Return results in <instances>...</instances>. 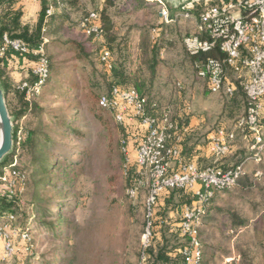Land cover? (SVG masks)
<instances>
[{
  "label": "rangeland",
  "instance_id": "1",
  "mask_svg": "<svg viewBox=\"0 0 264 264\" xmlns=\"http://www.w3.org/2000/svg\"><path fill=\"white\" fill-rule=\"evenodd\" d=\"M72 1L76 4L72 5ZM226 1L228 0H187L182 4L190 3L194 13L191 15L196 18L206 9ZM103 2L104 0H63L62 5L56 8V13L66 15L68 20L64 23V28L52 39H57L60 43H63L62 39L75 40L88 46V38L80 30L79 23L88 13L102 8ZM164 4L169 10L175 8L166 2ZM157 10L160 11V8ZM130 11L124 5L123 0H118L113 6L107 8V13L117 25L115 29L117 41L108 45L107 37H105L104 44L98 42L93 44V47L88 46L92 48L91 52L94 54L83 62L84 65L79 61H69L72 59V53L67 51L68 49L63 51L60 46L57 49L54 48L53 53L58 56L54 64L58 70H65L63 67H68L66 64L78 69L70 75V66L67 68L65 72L67 78L60 80L64 86L61 97L54 96L51 98L54 100L47 102H43L41 98L39 104L48 114L47 121L52 115L57 117L59 112L66 115V112L70 110L67 117L73 120L76 116L74 120L77 119V121L73 126L76 132L62 136V133L55 131L49 136L47 143H41L45 151L43 150V155L37 151L36 157L40 158L41 162L47 158V165L54 164L55 171L49 176L34 174L33 165L28 166L32 157L24 150L18 151L14 156L12 153L9 154L0 164V175L7 176L15 172L13 177L20 181L19 184L14 182L15 187L20 191L23 189L22 200L26 205L35 202L34 207L38 205L44 209L37 215L26 210L28 216L25 218L22 216L21 225L24 226L30 217L33 220L28 223L32 221L35 225L30 235L28 234L27 241H21L18 236L13 239L15 254L13 253L10 259H2L3 249L0 242V264H138L142 252V236L146 226L145 203L148 188L145 184H141L135 198L127 196V181L123 176L124 169L121 165L122 156L119 147L121 135L116 129V124L109 122L108 127L111 130H106L93 118L85 106L89 101V94L100 95L109 89L111 79L107 77L103 67L98 64V54L105 47L111 52L113 60L118 58L120 50L117 45L123 44L124 36H129L127 34L128 23L137 15L131 14ZM180 20H182L181 23ZM191 21L193 20L179 19V23L167 25V27L159 24L161 28L159 34H162L159 39L163 38V45L159 46V56L165 60V65L159 70V100L163 103V108L167 107L171 101L183 102V105L188 107L189 117L193 116L195 126L198 127L192 134V142L189 145L198 143L201 148L206 149L210 141L206 138L208 133L216 132L221 128L227 132L231 131L236 120L244 115L245 104L240 89L233 98L211 95L204 81L197 77L193 64L186 57L183 45V38L195 33ZM49 25H52L51 21ZM112 34L115 33L112 32ZM46 37L50 40L47 33ZM123 55L128 56L126 49ZM227 77L231 82L237 79L236 74L230 71ZM72 81L76 82L79 90L68 93ZM177 83H180V89ZM58 84L59 82H53L50 85L57 88ZM234 99L237 100L239 107L235 109L231 118L224 116L222 108L231 107L230 103ZM168 107L170 112H174L170 105ZM201 121L203 123H200ZM55 129V124L48 125V131ZM78 133H83L84 141L76 137ZM18 136L20 137V134ZM236 136L237 144L245 142V147L251 145V141L243 139L242 133ZM244 151L247 150L244 149ZM130 153L132 163L134 158L132 148ZM248 153L250 154L251 151L249 150ZM261 157L264 159V150ZM206 162L207 159L201 157L196 164L201 168L214 165L206 164ZM256 165L258 164L254 162L247 163L249 170L247 175L256 171L260 172L259 177L261 176L262 172L260 169H255ZM14 166L25 169L26 184L24 177L16 171H11ZM61 170L63 172H60ZM137 175L140 178L144 176L143 173H137ZM66 177L67 179L64 180ZM44 179H48L47 185L41 184ZM55 183L58 186H54ZM36 184L38 185L35 186ZM136 185L139 186L138 183ZM178 194L180 192L172 193L167 206L162 207L158 204L155 208L156 217L159 218V215H162L160 217L164 218L168 224L164 223L160 226L157 223L153 231L150 242L153 248L151 255L153 264L159 250L175 254L174 249L183 243L177 232L171 230L170 224L176 221V214H180L182 208L187 205L186 201L191 198L187 195L186 201L180 203ZM238 195L237 193L231 198L233 200L231 206L236 209L239 216L248 218L247 227L241 232L237 230L229 234L228 231L233 228L228 220L216 216V222L213 225L223 226V234L217 232L208 239V234L201 235L203 252L206 253L205 259L208 261L205 262L206 264H225L226 259H230L226 264H245L249 260L252 264H264V219L258 223L254 222V213L259 210L258 205L264 201V179L260 188L248 192L247 195ZM249 195L254 197L249 199ZM223 196L226 197L227 194ZM235 196L240 197L238 201L234 200ZM246 199L252 200L249 205H245ZM44 213H47V216H44ZM16 224L22 230V226L18 222ZM51 224L58 227L56 235L54 230L47 228ZM241 251L246 253L247 259L243 257L244 261L240 256ZM213 253L214 257L211 259L209 255ZM157 261V264H164Z\"/></svg>",
  "mask_w": 264,
  "mask_h": 264
},
{
  "label": "built area",
  "instance_id": "2",
  "mask_svg": "<svg viewBox=\"0 0 264 264\" xmlns=\"http://www.w3.org/2000/svg\"><path fill=\"white\" fill-rule=\"evenodd\" d=\"M47 4L45 20L42 29V42L33 51L38 60L33 67L35 76L33 83L24 82L21 89H25L28 102L37 95L45 85L49 70L46 54L48 39L46 25L49 18L55 14V5L61 0H37ZM158 3L161 24L171 23L173 20H193L195 33L183 38L186 52L192 56H199L218 49V58L206 57L196 62L197 77L204 81L211 95L232 97L240 89L249 102L246 114L238 119L237 130H241L244 139L251 140V153L243 161L224 169L218 165L199 167L195 162H185L179 143L166 146L170 138L169 131L176 130L167 112L159 118L147 115L145 97L140 96L134 89L112 86L101 95L98 101L100 108L108 110L115 123L123 126L129 136L122 142V152L126 158L125 170L135 166L138 173H143L148 195L145 203L146 226L142 236V252L138 264H145L147 250L151 248V237L157 223L168 224L159 216L155 208L162 195L173 190H183L190 193L194 202L182 208L179 218L170 224L171 230L177 232L183 243L174 249L180 257V264H205L200 242V229L205 216V205L216 194L230 191L237 181L246 175L247 163H259L264 150V125L259 118L263 112L264 98V0H228L220 5L206 9L194 18L188 11L171 15L163 0H151ZM85 35L94 36L101 40V30L98 15L89 13L80 23ZM10 49L24 55L29 52L28 45L20 39H12L3 34L0 44V56ZM101 62L109 64V53L101 50ZM229 71L236 74L237 79L231 82L227 75ZM248 133L244 132V128ZM185 131V129H184ZM183 131V132H184ZM235 132H217L207 144L209 153L216 159H224L231 153L235 141ZM180 137H177L179 142ZM131 147L134 158L130 161ZM15 172L10 175L14 176ZM9 175V174H8ZM2 182L7 183L10 194L16 192L15 183L2 176ZM130 198L137 196V185L127 190ZM155 235V234H154ZM18 236L23 242L29 239L17 225L16 219L9 216L0 220V242L2 243V259H10L14 253L13 239ZM173 256H176L177 254ZM15 254V253H14Z\"/></svg>",
  "mask_w": 264,
  "mask_h": 264
},
{
  "label": "trees",
  "instance_id": "3",
  "mask_svg": "<svg viewBox=\"0 0 264 264\" xmlns=\"http://www.w3.org/2000/svg\"><path fill=\"white\" fill-rule=\"evenodd\" d=\"M118 0H104L103 7L99 8L98 11H94L99 18V24H100V30H101V40L95 38L94 36H86L88 41V46H92L95 43L103 42L104 39L107 37L108 45L114 44L117 41L116 37V24L114 21H112L110 14L107 13V8L110 6H113L115 2ZM20 0H0V44H1V37L3 34L9 35L12 39H20L23 42H25L29 47V52L21 55L19 53H16L10 49L6 51V53L3 56H0V81L1 84L5 90V96H6V102H7V108L10 113V116L13 118L14 122V148L12 151L13 156L16 155L18 151H26L28 152L32 160L29 163V167L33 165L34 171L36 175H43L46 177V175L53 174L55 171L54 164L47 165V158H45L42 162L40 158L36 157V152L39 151L43 155L44 149H42V144L48 142L49 136L55 133H62V136H65L68 134H74L76 130L73 128L75 122L74 120L76 116H74L73 120L68 119V113H62L59 112L57 117L51 116V119L47 121L48 114L44 112L43 107L39 104V99L43 98V102H47L48 100H54L51 99L52 97L60 96L61 92H63V83L60 81L61 79H66V70L69 68L70 75L72 73H75L77 71V67L75 68L73 65H68V67H63L65 70H58L55 66V59L58 58L56 53H53L55 49H57L58 46L61 47V50L63 51H70L72 53V59L69 61H79L83 65L85 60L89 59L94 53L91 52L92 48L85 46V43H81L75 40H64L63 43H60L57 39H52L57 32L61 31L64 27V23L68 20V17L66 15H57L55 12L54 15H52L49 18V22L51 21L52 25L48 24L46 25V33L50 37V40L48 39V42L46 45V54L48 58V70L49 75L48 79L43 86L42 90L39 94L34 95L31 98V101L28 102L26 100L25 96V89H21V85L24 82L33 83L35 81V76L32 74L33 67L36 64L38 60V56L33 53L34 50L38 48L40 43L42 42V29L44 25L45 20V9L47 7L46 2L40 1L41 4V10L38 14L37 20L32 23H26L23 21L24 12L22 9V6L19 4ZM63 0L60 1V4L55 5V11L56 8L60 5H62ZM124 5L126 8H128L131 14H137L135 15V18L128 23V31L127 34L129 36H124L125 39L123 44L117 45L119 47V56L116 60H113L112 54L110 51L109 53V64L106 66L101 62V51L99 52L98 56V64L101 65L104 69V71L107 74V77L111 79L109 89L105 92L107 93L112 86H119L122 88H131L134 89L140 96L145 97L146 104L145 109L148 116L152 118H159L163 112H167L170 120L173 123L177 124V129H171L169 131L170 138L166 142V146L175 145V143H179L181 146V152L182 157L184 158V161L186 162H194V158L198 151L196 150V147L198 146V143H193V145H189L190 142H192V134L193 131L190 130L189 127V117L190 113L188 114V107L183 106L179 107L176 105L175 102L171 101L167 104V107L163 108V103L161 100H159V70L161 67L165 65V60L162 59L159 56V46L163 45L162 39H159L162 34H159L157 29H161L159 26V12L157 10V4H152L151 2L147 0H123ZM72 5H75V2H71ZM91 13V12H90ZM171 15H173V10H171ZM89 13L81 20L83 21L85 18H87ZM55 21H60L59 23H54ZM80 21V23H81ZM179 20H173L171 23L168 24H162V25H173L175 23H179ZM79 23L80 30L84 33L83 29L81 28ZM115 33V34H112ZM46 33L44 36H46ZM85 34V33H84ZM131 35V36H130ZM118 36V35H117ZM61 40V41H62ZM111 43V44H110ZM55 48V49H54ZM102 48V49H103ZM161 48V47H160ZM127 50V57H124L123 51ZM49 51V52H48ZM186 57L190 61V63L193 64L194 72L197 73V67L196 62L200 60H204L206 57H213L218 58L220 54L218 53V49L213 48L211 51L202 54L201 58L199 56H192L189 55L186 52ZM23 61H26L30 66L26 68L27 72V79L24 81H21L19 83H13L9 79L8 75L6 74V67L9 68V66H14L15 64H22ZM55 63V64H54ZM53 82H59L57 85V88H53L52 84ZM205 83V82H204ZM178 89L181 88L180 83H177ZM79 90L78 85L75 81H72L70 84V87L68 89L69 92ZM239 90V89H238ZM237 90V92H238ZM236 92V93H237ZM240 92L243 95L244 98V104H245V112L246 114L247 108L249 106V102L247 98L245 97L244 93L240 90ZM103 93V94H105ZM234 94V96L236 95ZM93 95L89 94L88 98L89 101L87 105L85 104L86 108L89 110V113L93 116V118L100 123L101 125L106 128V130L109 129L108 125L109 122L115 123L111 113L108 110L102 109L98 105L99 98L101 95ZM234 96L230 97L233 98ZM49 98V99H48ZM50 102V101H49ZM168 105H170V108L174 109V112H170L168 109ZM231 107H227L228 109L222 108V112L224 116L232 117V115L235 112V109L239 107V104L237 103V100H233L230 103ZM226 110V111H225ZM228 110V111H227ZM227 113V114H226ZM54 114V113H52ZM57 114V113H56ZM243 115V116H244ZM25 118L24 124L22 119ZM50 118V117H49ZM259 122L261 125H264V98H263V112L261 113V116L259 118ZM238 119L235 122V125L237 124ZM56 126L55 130L48 131V125H54ZM116 124V123H115ZM117 131L121 135V141H119L120 150H121V165L123 170V176L127 181V187L126 190L130 188L136 187V183H138L142 178H140L137 173V168L135 166H129L127 170H125L126 166V158L122 152V142L127 139L129 136V132L126 128L123 126H120L118 124L115 125ZM185 129V131H184ZM245 133H248V129L245 127L244 129ZM184 131V132H183ZM240 133L241 130H238ZM20 134V137L18 136ZM180 137L179 142H177V137ZM76 137H80L81 140H85V136L83 137V133H78ZM51 140V139H50ZM44 150V151H43ZM242 152V153H241ZM240 155L235 154L232 156V161L234 162L233 165L243 161L247 155L249 154L247 151H241ZM219 163V162H218ZM258 165L255 166V169L261 170V176H255V172L253 171L251 175H245L241 177L235 187H233L230 191H226L223 193L216 194L213 199L209 201L205 205V216L203 218V225L200 229V242L202 246L203 251V244L201 241V235L203 233L208 234V237H211L216 234L217 232L220 234H223V226L220 224L213 223L216 222V216L223 217L228 220L230 223V226L234 229L248 224V218L241 217L237 214L236 209H234L233 206H231V198L235 194L247 195L248 192H251L252 190H256L260 188L261 182L264 179V159L261 158L260 162L257 163ZM220 166L219 164H214L213 166ZM212 166V165H211ZM222 167V166H220ZM11 171H16L18 174L21 175V177H24V182L26 184V173L25 169L23 167L17 166L13 167ZM60 172H63L62 170ZM66 172V171H65ZM64 172V173H65ZM139 174V173H138ZM2 175H0V178ZM7 178L11 181H14L15 183L19 184L20 181L18 179H15L13 176L7 175ZM67 177L64 179L66 180ZM22 182V181H21ZM48 179H44L42 185H47ZM23 183V182H22ZM36 184L35 186H37ZM54 186H58L56 183ZM141 187L140 185L137 186V194L138 190ZM16 188V187H15ZM233 190V191H232ZM174 192H180L178 194L180 198V203L185 202V197L190 195V193L185 192L183 190H173L165 193L162 195L159 199V206L165 207L168 204V199ZM231 192V193H230ZM227 194L225 198H222L219 195ZM230 195H229V194ZM127 194V191H126ZM185 194V195H184ZM229 195V196H228ZM238 195V196H239ZM23 196V189L16 188V192L14 194L9 193V189L7 188V183L2 182L0 179V220H4L5 218L9 216H13L16 219V223L18 222L21 225V218L22 216L25 218L28 216V212L26 210H30L33 212V214L37 215L38 213H41L42 209L41 207H34L36 204L31 203L29 205H26V203L22 200ZM129 197V195L127 194ZM235 196L234 200L238 201L240 197ZM254 196L249 195V199H252ZM130 198V197H129ZM189 200H187V205H190L192 202H194V198L190 195ZM38 200V199H37ZM252 200L246 199V204L249 205ZM258 209L254 213V222L258 223L262 219H264V201L263 203L258 205ZM254 207V206H253ZM256 207V206H255ZM160 214V213H159ZM34 215V216H35ZM176 220L179 218V213L176 214ZM44 216H47V213H44ZM162 216V215H159ZM31 218V217H30ZM28 218V221L24 226H22V231L26 232L30 235L31 229L34 228L35 223H28L30 219ZM28 224V225H27ZM41 224V223H40ZM17 225V224H16ZM43 225V224H42ZM258 225V224H257ZM52 226V227H51ZM47 228H51V230H54V233H57L56 225L53 226L51 224ZM55 233V235H56ZM160 240V239H159ZM153 252V248H149L146 252L147 258L145 264H153V261L151 260V255ZM177 254V253H176ZM174 254L164 252L163 250H159V254L157 255V259L155 260L154 264H157L156 261L158 260L159 263L162 262L164 264H180V257L177 254L176 256H173ZM211 259L214 257V253L209 255ZM240 256L242 257L243 261L244 258L247 259L246 253L241 251ZM206 253L203 252V260L204 263L207 261L205 259ZM244 257V258H243ZM139 260V259H138ZM157 261V262H158ZM208 262V261H207ZM244 264V263H242ZM245 264H252L251 261L246 262Z\"/></svg>",
  "mask_w": 264,
  "mask_h": 264
},
{
  "label": "crops",
  "instance_id": "4",
  "mask_svg": "<svg viewBox=\"0 0 264 264\" xmlns=\"http://www.w3.org/2000/svg\"><path fill=\"white\" fill-rule=\"evenodd\" d=\"M147 1H149L152 4H155V5L157 4V8H159L158 3L154 2V1H151V0H147ZM222 3H224V2H222ZM222 3H220V4H222ZM19 4L22 6V9H23V12H24L23 21L26 22V23H29V24L34 23L37 20L38 14H39V12L41 10L40 1H37V0H20ZM174 6H175V8L173 10V15L176 14V13H182V12H185V11H188L192 15L194 14L193 11H192V9H191L192 8V5L190 3H187V4H178V5H174ZM169 11L171 12V10H169ZM158 12H159V10H158ZM159 17H160V13H159ZM183 20H185V19H183ZM185 21H188V20H185ZM181 22H182V20H180V23ZM190 23L194 27V22L191 21ZM159 24L162 26V24H161V17L159 19ZM159 30H161V29L158 28L157 31H155V32L158 33ZM29 66H30V64H28L26 61H23L22 64H18L17 63L14 66H11L10 65L9 68L6 67V69H5L6 70V74L8 75L9 79L11 80V82H13V83H19V82L24 81L25 79H27L26 68H28ZM0 83H1V81H0ZM3 90H4V88H3ZM4 93H5V90H4ZM183 104H184L183 102L182 103H180V102L179 103L178 102L176 103V105L179 106L180 108L183 107V106L186 107V105H183ZM203 122H205V120H203ZM203 122L201 121L200 123H203ZM189 127H190V130L193 131V132H195L198 129V127L195 126V122H194L193 116L189 119ZM220 130L225 131L223 128L219 129L218 131H220ZM218 131L212 132V133L210 131L208 133V136L206 137L207 140H210L213 136H215ZM225 132L226 133L235 132L236 135L237 134L239 135V132H237V128H236V125L235 124H234V127H233V129L231 131H229V132L225 131ZM244 140L251 141L249 139H244ZM244 143L243 144L238 143V144H240L238 146V144L234 141V143L232 144L231 153L227 157H225L224 159H220V160L214 158L209 153L207 146H206V149H204L205 147H202L201 148V146L198 145L196 147V150L198 151V153L196 154V156L194 158L195 159L194 162L195 163L198 162L200 160V158L202 157V158L207 159L206 164H208V163H210V164H216L217 163L220 166H222V168L227 169V168L233 166V164H234V162L232 161V156H234L237 153H238V155H240V152L243 151L244 149L247 150V152H249V146L250 145L247 146V147H245L244 146ZM200 150H202V152H200ZM248 171L249 170L247 168L246 169V174H248ZM259 175H260V172H255V176H259ZM221 197L222 198H225L224 196H221ZM245 227H247V224L242 225V226L236 228L235 230L233 228L232 230H229L228 233L229 234H233V232H236L237 230L239 232H241ZM228 260H230V259H226L225 264H226V262Z\"/></svg>",
  "mask_w": 264,
  "mask_h": 264
},
{
  "label": "water",
  "instance_id": "5",
  "mask_svg": "<svg viewBox=\"0 0 264 264\" xmlns=\"http://www.w3.org/2000/svg\"><path fill=\"white\" fill-rule=\"evenodd\" d=\"M172 6L187 0H163ZM14 148V122L7 108L6 97L0 83V164L12 153Z\"/></svg>",
  "mask_w": 264,
  "mask_h": 264
}]
</instances>
